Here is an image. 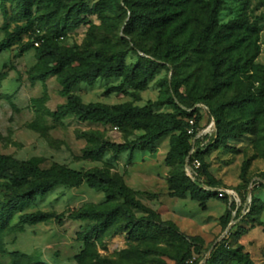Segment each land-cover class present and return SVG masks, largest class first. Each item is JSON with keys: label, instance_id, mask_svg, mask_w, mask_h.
<instances>
[{"label": "rangeland", "instance_id": "374dc122", "mask_svg": "<svg viewBox=\"0 0 264 264\" xmlns=\"http://www.w3.org/2000/svg\"><path fill=\"white\" fill-rule=\"evenodd\" d=\"M209 1L190 0L185 9L187 26L175 38L181 49L168 63H160L154 78L143 89L124 82L122 77H113L98 78L94 84L80 83L74 92L85 103L151 105L156 112L175 110L169 102L168 81H174L189 102L202 101L213 108L236 98H261L264 0H222L217 17L219 27L246 23L237 29L226 28L227 34L219 38L202 29L207 17L204 4ZM73 5L74 0H0V43L7 28L30 25L13 47L0 52V153L21 161L38 157L43 167L59 163L82 171L101 168L128 186L154 213V219L140 223L137 231L126 214L134 215L139 222L149 212L127 208L122 199L108 201L103 191L86 183L80 187L60 185L46 195L19 204L11 226L0 234V264H80L77 255L85 249L83 234L92 237L93 249L98 254L97 259L89 258L83 264H179L189 251L192 259L188 262L201 264L223 239L228 248L243 245L244 252H249L255 263L264 264V230L259 224L264 223V189L251 193L254 182L264 174V103L226 109L228 121L234 125L244 123L241 135L227 139L204 156L218 188L230 193L225 197L212 196L204 203L194 199L190 191L184 197L174 195L170 181L180 168L169 159L171 135L159 138L151 149H145L137 143L146 131L130 124L119 127L82 121L74 114L55 119L47 110L54 111L66 103L61 84L56 77L45 83L30 81L29 73L37 61L35 51L18 56L21 45L35 37L55 35L56 22ZM85 5L83 15L93 26L84 23L61 33L56 37L59 45L95 50L98 58L125 50L128 66L141 61L142 49L155 59L164 47L165 40L155 32L125 33L129 14L122 0H85ZM221 59L224 64L216 75L214 63ZM118 86H123L126 94L110 91ZM33 98H42V102H32ZM200 111L202 126L206 128L208 114ZM31 123L34 128L29 126ZM91 131L97 133L95 141L85 136ZM98 141L126 144L129 148L122 153L109 148L99 158H86L84 149L95 147ZM208 142L209 139H201V144ZM9 194L11 189L0 180V200H7ZM83 207H119L128 213H121L106 231L98 233L92 230L96 221L70 218L71 213ZM36 211L53 212L62 218L35 225L20 224L21 214ZM229 212L232 219L224 228ZM171 228L186 238L174 237ZM229 264L240 263L234 258Z\"/></svg>", "mask_w": 264, "mask_h": 264}, {"label": "trees", "instance_id": "16d2710c", "mask_svg": "<svg viewBox=\"0 0 264 264\" xmlns=\"http://www.w3.org/2000/svg\"><path fill=\"white\" fill-rule=\"evenodd\" d=\"M123 8L129 19L125 27L126 34L135 32H155L159 39H164L165 44L162 50L155 55V59L149 56V51L142 49L141 61L128 66L126 63L127 53L125 50H118L109 57H96L95 50H77L72 47H64L58 44L56 37L61 33L76 29L84 23L93 26L83 15L86 12L85 0H74V5L69 9L67 15L62 17L55 25V35L46 37H35L33 41H28L20 47V55L34 49L36 64L29 73L32 83L42 81L43 83L50 77H56L62 86L61 94L66 97V103L60 105L58 109L47 110L49 115L55 119H61L67 115L74 114L82 121H90L102 124H112L123 127L130 124L136 129H143L146 133L138 141L140 148L151 149L159 138L171 135V150L169 159L179 166L180 171L172 175L170 187L173 194L184 197L188 191L194 199L205 202L212 196H217V182L208 171L204 156L215 146L226 143L227 139L241 135L244 123L234 125L225 117L228 108L236 106L255 107L254 103H264V81L261 87V98L244 97L234 99L228 103H222L213 108L208 103L202 101L189 102L188 98L179 92L174 81H168L169 102L174 106L173 112H156L153 106H134L130 103L108 106L99 102L85 103L81 97L74 92L80 83L94 84L98 78L122 77L124 82L133 85L137 89H143L152 80L158 71L160 63H168L172 55L181 49V45L175 42V38L181 35L187 26L188 15L185 9L190 0H122ZM222 0H210L204 7L207 10V17L203 24V32L214 34L216 38L224 37L226 28L237 29L246 22H234L232 25L218 26L217 17ZM55 21V18H53ZM62 25V27H61ZM30 25H18L14 30H5V35L0 43V52L9 49L28 32ZM36 43H39L37 46ZM136 48V46H134ZM140 52V51H139ZM215 73L218 75L223 67L224 60H217L215 63ZM232 65V63H229ZM1 75V73H0ZM220 85L221 82L219 81ZM110 91H119L126 94L123 86L113 87ZM43 98V97H42ZM42 98H33L32 102H42ZM203 103L209 107L210 115L215 118L216 132L214 136L205 135L202 139H209L208 144L202 145L201 139H197L195 145L192 141L201 128L203 115L201 109L197 107ZM159 105L160 103H156ZM12 107L17 106L12 101ZM195 117V134H189V119ZM34 123L29 126L34 128ZM239 129V131H237ZM247 130V129H246ZM85 136L90 141L97 139L96 132H86ZM2 135L0 134V139ZM195 146V152L192 150ZM115 153H122L129 148L126 144H115L110 142H100L95 147H87L83 154L86 158H99L107 149ZM195 159L200 160L201 167L197 170V176L192 179L187 173V166L191 165ZM0 180L11 189V194L7 200H0V234L4 233L11 225L13 215L17 212L21 203L29 202L38 195H46L52 189L60 185L69 187H80L86 183L90 188L103 191L108 201L122 199L127 208H136L144 212H149V216L138 222L136 217L126 211L115 208L112 210H99L94 207H83L70 214L74 220H90L97 223L92 230L98 233L106 231L120 216L126 214L136 230H139L140 223L146 221L151 223L154 213L141 203L134 192L126 186L119 178L112 176L107 171L95 167L89 170H76L66 165L54 163L50 167H43L42 160L34 157L28 160H18L11 155L0 153ZM19 188H25L23 191ZM264 189V174L254 182L252 194ZM253 200H256L253 199ZM236 203H232L235 207ZM52 218L61 220V216L53 212H26L20 215L21 225H35ZM232 219L229 212L224 220V228H227ZM260 225L264 223L259 222ZM174 237L186 238L177 229L171 228ZM85 249L77 255V260L83 264L87 259H97V251L93 249L94 243L90 235H81ZM225 239L215 246L210 257L201 264H229L231 259H236L240 264H257L251 258L249 252H244L245 248L240 245L237 248L225 246ZM18 254V253H15ZM192 253H189L179 264H190ZM191 264H198L193 261Z\"/></svg>", "mask_w": 264, "mask_h": 264}, {"label": "built area", "instance_id": "2783aa9c", "mask_svg": "<svg viewBox=\"0 0 264 264\" xmlns=\"http://www.w3.org/2000/svg\"><path fill=\"white\" fill-rule=\"evenodd\" d=\"M36 45L38 46L39 43H36ZM197 107H199L200 109L204 110L205 113L208 114V125L206 128H203L202 126V123H201V128L200 130H198V132L196 133L195 136H193V143L195 145V142L197 141V139H202L205 135L209 134L211 136L212 132H215L216 130V121H215V118L210 115V110H209V107L205 104H200V105H197ZM195 124H196V119L195 117L193 118H190L189 119V134L191 135H194L195 134ZM116 129V127H115ZM204 145V144H202ZM195 146L192 150V153L195 152ZM201 167V162L200 160L198 159H195L193 161V163L191 165H188L187 166V173L188 175L192 178V179H195L196 176H197V170ZM207 189H210V190H216L218 195L221 196V197H225L227 196L230 191L228 189H225V188H209L207 187Z\"/></svg>", "mask_w": 264, "mask_h": 264}]
</instances>
